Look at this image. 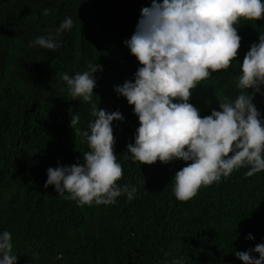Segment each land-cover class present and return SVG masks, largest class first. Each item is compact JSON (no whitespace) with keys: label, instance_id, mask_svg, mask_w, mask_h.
Listing matches in <instances>:
<instances>
[{"label":"trees","instance_id":"obj_1","mask_svg":"<svg viewBox=\"0 0 264 264\" xmlns=\"http://www.w3.org/2000/svg\"><path fill=\"white\" fill-rule=\"evenodd\" d=\"M0 264H264V0H0Z\"/></svg>","mask_w":264,"mask_h":264}]
</instances>
